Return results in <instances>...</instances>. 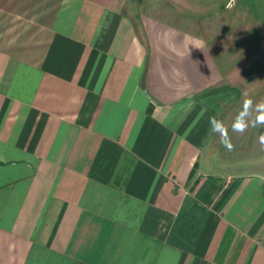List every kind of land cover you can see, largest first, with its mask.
<instances>
[{"label": "crops", "instance_id": "obj_1", "mask_svg": "<svg viewBox=\"0 0 264 264\" xmlns=\"http://www.w3.org/2000/svg\"><path fill=\"white\" fill-rule=\"evenodd\" d=\"M226 2L0 0V264H264V11Z\"/></svg>", "mask_w": 264, "mask_h": 264}, {"label": "rangeland", "instance_id": "obj_2", "mask_svg": "<svg viewBox=\"0 0 264 264\" xmlns=\"http://www.w3.org/2000/svg\"><path fill=\"white\" fill-rule=\"evenodd\" d=\"M245 1H250V5H255L256 8L264 11V0ZM221 4H227L226 0H129L127 10L133 16L143 15L152 20L167 19L190 28L193 22H198L199 18L207 17L208 7L212 11ZM250 135L251 133L249 137ZM218 154L222 156V151ZM219 163L223 165L222 162ZM231 165L233 167L234 164Z\"/></svg>", "mask_w": 264, "mask_h": 264}, {"label": "clouds", "instance_id": "obj_3", "mask_svg": "<svg viewBox=\"0 0 264 264\" xmlns=\"http://www.w3.org/2000/svg\"><path fill=\"white\" fill-rule=\"evenodd\" d=\"M253 109V101L251 99H245L243 102L242 111L236 116L232 124V130L234 132L243 133L248 127L247 117L250 114V111ZM255 111L257 113L255 120L252 122V126L264 125V101H261L255 105ZM211 131L218 132L221 135V143L229 151L232 150L233 145L230 143L225 128L222 121L217 120L215 117L210 118ZM259 143L262 148H264V134L259 136Z\"/></svg>", "mask_w": 264, "mask_h": 264}]
</instances>
